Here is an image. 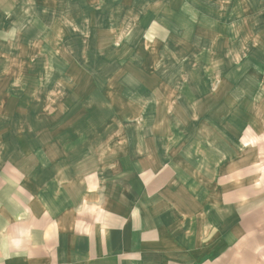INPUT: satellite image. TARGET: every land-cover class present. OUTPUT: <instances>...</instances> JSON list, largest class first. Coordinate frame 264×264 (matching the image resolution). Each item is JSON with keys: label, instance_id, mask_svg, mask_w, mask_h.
Instances as JSON below:
<instances>
[{"label": "crops", "instance_id": "1", "mask_svg": "<svg viewBox=\"0 0 264 264\" xmlns=\"http://www.w3.org/2000/svg\"><path fill=\"white\" fill-rule=\"evenodd\" d=\"M136 2L220 60L148 61V109L0 76V264H264V0Z\"/></svg>", "mask_w": 264, "mask_h": 264}, {"label": "rangeland", "instance_id": "2", "mask_svg": "<svg viewBox=\"0 0 264 264\" xmlns=\"http://www.w3.org/2000/svg\"><path fill=\"white\" fill-rule=\"evenodd\" d=\"M140 4L136 0H0V76L26 82L48 78L56 84L58 104L64 103L62 92L73 87L86 89L90 96L102 93L107 99H120L122 103L116 102L121 108L132 98V108L144 109L148 61L152 66L155 62L177 66L180 61L220 60L191 47L185 52L172 50L169 36L163 41L164 36L156 38L159 29L148 22ZM187 38L193 45V38ZM163 85L154 83L153 93L174 87ZM125 119L148 123V115Z\"/></svg>", "mask_w": 264, "mask_h": 264}]
</instances>
